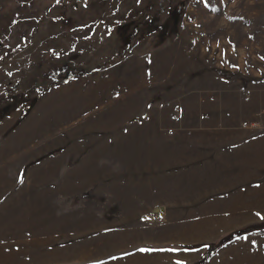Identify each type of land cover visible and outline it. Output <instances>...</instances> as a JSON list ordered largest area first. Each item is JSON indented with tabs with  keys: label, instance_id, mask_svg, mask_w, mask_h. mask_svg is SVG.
Returning a JSON list of instances; mask_svg holds the SVG:
<instances>
[{
	"label": "rangeland",
	"instance_id": "rangeland-1",
	"mask_svg": "<svg viewBox=\"0 0 264 264\" xmlns=\"http://www.w3.org/2000/svg\"><path fill=\"white\" fill-rule=\"evenodd\" d=\"M106 73L134 148L88 135L86 180L23 193L0 264H191L221 235L264 264V0H0V116Z\"/></svg>",
	"mask_w": 264,
	"mask_h": 264
},
{
	"label": "crops",
	"instance_id": "crops-1",
	"mask_svg": "<svg viewBox=\"0 0 264 264\" xmlns=\"http://www.w3.org/2000/svg\"><path fill=\"white\" fill-rule=\"evenodd\" d=\"M112 75L79 76L50 87L26 110L27 113L20 122H17L21 114L18 111L6 112L0 116V244L5 245L7 223H12L10 228L15 229V223L20 222L15 208L21 204L23 193H36L43 187V182L49 183L47 193H51L50 189L55 182L86 180L85 164L80 159L83 153L80 151L89 148L88 142L86 143L88 135L97 139L95 134L106 131L111 136L104 138L103 148L110 150L118 145L117 124L123 120L128 127L127 124L133 122L132 108H129L128 115L123 103H131L133 98L130 88L131 96L128 100L120 104L111 101ZM127 87L129 86L126 85L125 88ZM123 132L127 133V130ZM112 140L115 145H112ZM124 145L126 146L116 149L129 148L131 152L134 148V143L125 142ZM103 154V151H99L98 156ZM129 155L131 158L127 160L132 159V153ZM107 165L109 167L104 168L107 173L105 180H115L119 173L118 163L110 160ZM71 166L79 168L70 170ZM221 236L208 241V244L192 243L198 246L194 251H203L200 253L201 259L191 264H231L228 254L233 250L226 247L228 242L214 246L222 240ZM2 256L4 261V254ZM244 258L242 250L238 260L242 261Z\"/></svg>",
	"mask_w": 264,
	"mask_h": 264
},
{
	"label": "trees",
	"instance_id": "trees-1",
	"mask_svg": "<svg viewBox=\"0 0 264 264\" xmlns=\"http://www.w3.org/2000/svg\"><path fill=\"white\" fill-rule=\"evenodd\" d=\"M26 113H27V111L21 113V115H20V117H19L17 122L21 121L24 118V116L26 115Z\"/></svg>",
	"mask_w": 264,
	"mask_h": 264
}]
</instances>
